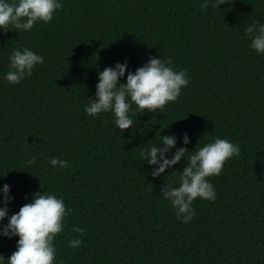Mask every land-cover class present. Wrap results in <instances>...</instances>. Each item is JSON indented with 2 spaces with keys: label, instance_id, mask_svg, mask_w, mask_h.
Instances as JSON below:
<instances>
[{
  "label": "trees",
  "instance_id": "16d2710c",
  "mask_svg": "<svg viewBox=\"0 0 264 264\" xmlns=\"http://www.w3.org/2000/svg\"><path fill=\"white\" fill-rule=\"evenodd\" d=\"M62 2L47 24L0 31V188L10 186L9 215L37 192L63 198L72 213L54 240L56 264H264V56L244 38L247 26L264 23V0H226L205 12L200 0ZM23 47L45 62L8 84V57ZM150 56L187 70L174 103L133 116L123 133L110 113L85 114L99 71L127 61L135 72ZM158 132L178 138L168 158L217 137L239 146L210 178L216 199L194 201L188 224L160 197L166 182L178 186L186 161L153 179L139 160ZM32 156L35 165L21 163ZM52 157L69 168H52ZM73 226L86 230L77 249L68 247ZM17 239L0 237V256L10 257Z\"/></svg>",
  "mask_w": 264,
  "mask_h": 264
},
{
  "label": "clouds",
  "instance_id": "9594fccd",
  "mask_svg": "<svg viewBox=\"0 0 264 264\" xmlns=\"http://www.w3.org/2000/svg\"><path fill=\"white\" fill-rule=\"evenodd\" d=\"M224 4H227L226 0H200L199 7L205 12L209 7L220 8ZM62 7V0H0V31H31L37 24L51 22ZM244 38L249 41L254 53L264 56V23L257 21L247 26ZM8 61L3 80L18 85L32 75L37 65L44 64L45 59L28 47H23L13 49ZM126 73V83H121ZM190 79L187 70L174 69L170 60L150 56L135 72L128 70L127 61L117 62L98 72L95 99H87L84 112L93 119L110 113L115 128L123 133L136 123L133 116L163 111L166 105L174 103ZM157 136L159 142L152 144L149 141L144 145L139 160L152 166L149 174L153 179L161 177L182 159L186 161L182 173H171L178 175V186L166 182V186L160 188V197L171 206L178 221L188 224L196 215L192 207L194 201L212 202L216 199L210 178L218 176L225 162L239 155V146L217 137L192 151L186 147L176 148L168 158L178 138L174 134L161 136L159 132ZM179 139L183 145L190 143L187 132ZM36 162L35 156L21 161L28 167ZM48 163L54 169L69 168L68 161L56 157L50 158ZM0 197V237H18L16 250L7 259L0 256V264H56L54 240L63 231L65 218L72 213V209L65 206L63 198L37 192L32 194L31 203L24 204L17 213L9 215L8 204L13 198L8 184L0 188ZM5 219L6 224L3 223ZM73 231L77 236L68 240V247L77 249L83 243L81 237L86 230L73 226Z\"/></svg>",
  "mask_w": 264,
  "mask_h": 264
}]
</instances>
